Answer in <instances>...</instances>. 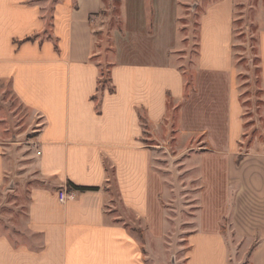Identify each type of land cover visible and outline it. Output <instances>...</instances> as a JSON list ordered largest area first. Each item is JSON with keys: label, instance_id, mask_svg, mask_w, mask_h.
Returning a JSON list of instances; mask_svg holds the SVG:
<instances>
[{"label": "crops", "instance_id": "1", "mask_svg": "<svg viewBox=\"0 0 264 264\" xmlns=\"http://www.w3.org/2000/svg\"><path fill=\"white\" fill-rule=\"evenodd\" d=\"M41 1L0 0V81H8L41 119L35 141L40 183L31 185L27 207L35 242L16 243L1 234L0 264H148L129 218L150 241L168 234L172 193L190 192L193 184L182 175L173 181L179 166L183 175L191 171L200 179L197 203L185 205L195 208L185 264H231L224 221L232 212L234 179L240 191L254 193V205L261 193L264 223V152H241L245 122L234 63L235 0L204 6L189 94L174 58L186 0H122L124 26L114 32L111 59L96 34L104 0H57L49 11ZM151 4L154 18L147 16ZM43 15L54 17L50 32L59 51L47 38L18 43L45 34ZM259 58L264 92V30ZM105 63L115 90L105 88L98 108L93 96ZM170 101L180 103V117L178 132L168 140L162 132L172 128L166 121ZM7 175L0 141V190ZM69 181L99 190H70ZM62 190L74 197L61 202ZM262 247L264 264V237Z\"/></svg>", "mask_w": 264, "mask_h": 264}, {"label": "rangeland", "instance_id": "2", "mask_svg": "<svg viewBox=\"0 0 264 264\" xmlns=\"http://www.w3.org/2000/svg\"><path fill=\"white\" fill-rule=\"evenodd\" d=\"M56 1L42 0L41 3L49 11ZM209 1L211 0H186L178 18L182 30L180 37L182 42L180 41L176 46L178 55L174 58L177 60L176 65H180L185 73L188 94L194 86L199 19L204 6ZM235 4L234 63L238 72L245 122L241 152L243 154L264 152V92L259 58V35L264 30V0H235ZM153 13L151 4L148 6L147 16L154 18ZM100 16L102 22L97 23L96 34L99 38H103V45L107 47V54L111 59L114 32L122 30L124 26L122 0H104ZM94 17L98 16L93 14L90 18L92 24L96 23ZM102 68L105 70L104 85L110 86V64L105 63ZM179 104L175 101H170L169 104L170 113L166 121L172 128H165L162 132L168 140L171 138L170 133L174 135L176 131L178 132ZM40 123L38 114L22 104L14 95L10 83L0 81V141L5 143L8 163L6 189L0 190V235L6 234L16 243L35 242V235L28 232L27 207L31 185L40 183L35 143ZM165 145L170 143L167 141ZM202 145L207 144L201 143L200 146ZM172 146L174 148V145ZM169 160L173 164L177 161L173 156ZM178 168L180 170L177 171L180 172L174 173L176 177L172 176L173 181L180 182L182 175L185 179L192 177L193 184L190 192L178 188L172 193L168 234L160 240L150 241L144 229L136 226L129 218L130 229L144 244V256L148 264H185L186 261L189 248L187 232L195 224L190 212H194L195 208L189 211L185 205L190 204V200L197 203L199 194L197 184H200V179L198 178L196 182L195 173L192 176L191 171H184L186 173L183 175L182 167ZM258 185L260 186V181ZM231 195V216L229 219L226 218V223L224 221L225 235L232 249L231 264H262L264 223L260 213L261 193L258 204L254 205L256 199L254 193L240 191L238 180L234 179ZM252 210L258 212L255 214Z\"/></svg>", "mask_w": 264, "mask_h": 264}, {"label": "trees", "instance_id": "3", "mask_svg": "<svg viewBox=\"0 0 264 264\" xmlns=\"http://www.w3.org/2000/svg\"><path fill=\"white\" fill-rule=\"evenodd\" d=\"M42 18L44 19V21H46V24H47V30L45 32V34H34V35H31V36H28L26 38H24L23 40H20L18 43H22V42H26V41H36V40H39L40 41H43L44 38H47L49 40H53L54 43H55V48L57 51H59V45H58V41H57V38H55L52 34H51V29L53 28V15H43ZM105 77V70L102 68L101 66V78H100V81H99V86H98V90H97V93L96 95L93 96V99L94 100H97L98 101V108L101 104V97H102V94L105 90V88H109V90L111 92H114L115 88H114V85L111 83V78L109 77V81H110V86H106L104 85V79ZM68 187L70 190H78V191H94V190H99V187H96V186H80V185H76L74 184L73 182L69 181L68 182Z\"/></svg>", "mask_w": 264, "mask_h": 264}, {"label": "built area", "instance_id": "4", "mask_svg": "<svg viewBox=\"0 0 264 264\" xmlns=\"http://www.w3.org/2000/svg\"><path fill=\"white\" fill-rule=\"evenodd\" d=\"M40 154V152H38ZM74 197V194L69 193L66 190H62L59 192V198L61 202H67L69 199H72Z\"/></svg>", "mask_w": 264, "mask_h": 264}]
</instances>
